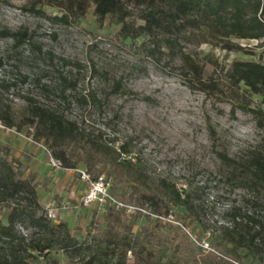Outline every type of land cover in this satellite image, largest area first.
<instances>
[{
  "label": "rangeland",
  "instance_id": "obj_1",
  "mask_svg": "<svg viewBox=\"0 0 264 264\" xmlns=\"http://www.w3.org/2000/svg\"><path fill=\"white\" fill-rule=\"evenodd\" d=\"M124 3L129 11L126 21L133 27L143 23L142 15L151 9L137 0ZM63 14L48 0H0V30L25 29L41 49L40 54L33 53L26 44L21 61L10 59L0 67V112L12 115L16 122L10 128L0 119V153L13 162L19 176L34 185L40 205L37 213L47 215L58 232L67 231L79 243L103 232L108 206L124 209L133 222V233L156 223L145 204L139 207L128 202L127 195L133 190L130 184H118L111 190L112 177L104 172L102 181L108 184L94 185L82 163L63 168L42 142L34 141L22 122L29 114V99L63 112L84 134L100 135L116 147L124 144L127 153L123 157L145 174L148 184L165 179L192 196L195 215L188 216L180 205H173L168 216L160 217L158 231L169 238L161 246L163 252L176 248L180 254L181 241L190 257L215 253V235L228 223V211L244 206L248 196L228 179L220 154L242 160L264 149V120L258 125L248 110L264 112V98L242 85L226 87L225 93L197 89L186 76L179 51L181 47L204 67V78L224 81L233 60L264 62L263 47L258 41L232 37L226 40L241 48L229 49L223 42L199 43L195 32L180 39V32L169 36L160 29L124 38L120 24L97 21L92 8L79 19L52 18ZM167 36L176 38V54L160 46ZM9 43L0 37V55ZM18 68L28 75L38 68L49 69L41 78L48 90L30 80L21 82ZM7 81L15 85L6 88ZM105 191L122 205L116 206ZM13 207L29 210L30 205L21 198L0 200V218L5 220ZM15 229L26 240L33 231L28 220L15 221ZM49 257L70 264L56 245Z\"/></svg>",
  "mask_w": 264,
  "mask_h": 264
},
{
  "label": "trees",
  "instance_id": "obj_2",
  "mask_svg": "<svg viewBox=\"0 0 264 264\" xmlns=\"http://www.w3.org/2000/svg\"><path fill=\"white\" fill-rule=\"evenodd\" d=\"M36 1L39 0H32ZM48 1L64 12L60 18L53 19L67 21L69 16L79 19L92 8L97 21L109 19L120 24L119 32L124 38L160 29L169 36L175 31L180 32V39L181 35L195 32L199 43L223 42L229 49L241 48L226 40L232 37L258 41L264 49V0H137L151 7L144 12L143 23L137 27L126 21L129 11L124 0ZM169 36L163 38L160 46L170 54H176L177 40ZM0 37L10 40L0 55V67L10 59L21 61L26 44L34 49L33 53L41 52L39 45L32 41L31 33L25 29L11 31L4 28L0 30ZM179 56L187 69L186 76L191 77L188 80L203 92L217 90L225 93L226 87L242 85L250 93L264 98L263 61L233 60L226 68L224 81H219L212 77L204 78V67L181 51V47ZM17 72L21 82L30 80L48 90L49 86L42 83L41 78L49 74V69L38 68L31 75L19 68ZM10 85H15V81H7L4 86ZM28 104L29 114L22 119L29 127L28 135L34 141L42 142L61 167L76 168L78 163H82L91 180H97L105 172L112 177L111 190L118 184H130L133 190L127 195L128 202L145 204L149 214L156 216V223L153 227L143 225L133 233V222L126 217L124 209L108 206L103 215V232L79 243L67 231L58 232L47 215L37 213L40 205L34 185L29 179L19 176L13 162L6 154L0 153V200L21 198L30 205L29 210L13 207L5 220L0 218V264H61L49 257V251L55 245L66 253L70 264H264L263 148L250 152L242 160L220 154L228 179L248 196L244 199V206H234L228 211V223L221 225L215 235V253L195 258L189 256L186 244L181 241L178 244L180 254L176 248L163 252L161 246L169 242V238L162 237L158 231L159 219L168 216L170 206L180 205L188 216L197 213L189 193L179 191L165 179L155 185L148 184L145 174L135 168L129 158L123 157L127 153L124 144L116 147L100 135L84 134L75 121L66 118L58 109L45 107L31 99ZM248 110L261 125L264 112L261 109ZM0 119L7 127L16 126L13 116L5 111L0 112ZM149 214H146L148 219ZM17 220H28L33 229L27 240L16 231ZM182 235L187 238L184 232ZM44 257H48L47 260L43 261Z\"/></svg>",
  "mask_w": 264,
  "mask_h": 264
},
{
  "label": "built area",
  "instance_id": "obj_3",
  "mask_svg": "<svg viewBox=\"0 0 264 264\" xmlns=\"http://www.w3.org/2000/svg\"><path fill=\"white\" fill-rule=\"evenodd\" d=\"M88 177H89V176H88ZM93 182H94V185H95L96 183H101L102 185H104V184H108L106 181H102V177H101V175L97 178V180H94ZM104 193H105V195H107L109 198H111V199L114 201V204H115L116 206H120V205H122V203L115 201V199H113L111 196H109V194H107L106 191H105ZM124 205H125V204H124ZM125 206H126V205H125Z\"/></svg>",
  "mask_w": 264,
  "mask_h": 264
}]
</instances>
